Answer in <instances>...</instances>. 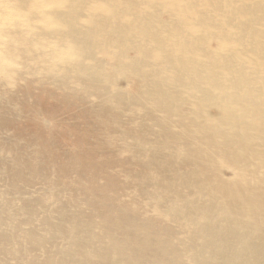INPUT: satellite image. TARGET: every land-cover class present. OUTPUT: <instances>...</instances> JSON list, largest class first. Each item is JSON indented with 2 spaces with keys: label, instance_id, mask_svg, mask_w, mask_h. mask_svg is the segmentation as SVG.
Returning a JSON list of instances; mask_svg holds the SVG:
<instances>
[{
  "label": "bare ground",
  "instance_id": "bare-ground-1",
  "mask_svg": "<svg viewBox=\"0 0 264 264\" xmlns=\"http://www.w3.org/2000/svg\"><path fill=\"white\" fill-rule=\"evenodd\" d=\"M0 264H264V0H0Z\"/></svg>",
  "mask_w": 264,
  "mask_h": 264
}]
</instances>
